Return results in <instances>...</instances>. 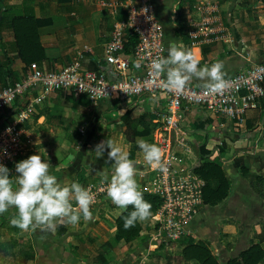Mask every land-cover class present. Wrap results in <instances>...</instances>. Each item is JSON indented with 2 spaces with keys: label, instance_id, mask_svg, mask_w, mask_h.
I'll list each match as a JSON object with an SVG mask.
<instances>
[{
  "label": "crops",
  "instance_id": "0c3cea01",
  "mask_svg": "<svg viewBox=\"0 0 264 264\" xmlns=\"http://www.w3.org/2000/svg\"><path fill=\"white\" fill-rule=\"evenodd\" d=\"M230 1H233L235 7L233 13L228 11L230 6L227 4H231ZM151 2L164 24L166 56L170 42L182 45L193 52L200 66L222 61L225 78L264 60V6L258 0L219 1L223 2L221 6H217L221 9L220 21L214 24L221 33L219 37L214 34L207 36L201 30L204 9L210 4L214 5L210 0ZM258 3L263 7L260 12H256ZM2 10H6L4 12H7V20L2 27L0 54L3 53L4 46L10 49L15 40L14 32L9 26L11 17L8 16L34 15L41 22L40 39L47 54V59L41 66H34L59 70L72 62L79 49L88 45L93 52L88 54L84 66L93 70L104 66L106 70L112 71L104 59V46L112 37L114 22L125 17L124 5L105 7L100 0H0V19L4 16ZM237 12L240 14L239 18L234 15ZM244 13L249 16L246 21L241 18ZM225 30H230L232 37ZM24 67V62L18 59L14 68L20 79L27 73ZM201 83L193 79L190 84L201 86ZM39 94V89L25 94L26 105L31 104ZM167 109L168 101L163 94L104 99L95 103L85 96H77L71 90L54 91L47 95L43 102L34 103V112L24 123L25 134L30 136V141L25 143L23 151L9 168V175L15 181V176L18 175L15 170L16 163L31 154H40L42 159L50 164V174L55 175L60 182L68 185L78 181L86 187L90 181L102 180L99 171L107 170L109 174L112 172L113 161L107 160V151L101 158H96L94 153L95 146L109 138L120 144L134 161L135 179L141 190L154 176L155 171L144 163V159L141 160L143 155L137 144L127 141L123 116L128 111L134 119L145 115L148 118L147 129H150L152 134L143 139L157 144V134L163 126L162 119ZM13 117L10 112L0 114V130ZM181 126L185 134L182 138L190 147L189 152L179 147L186 160V154L195 152L201 156V152L206 149L211 150L213 156L223 154L221 161L232 180L229 196L220 203L224 206L227 202L228 209L212 214V210L218 205L204 204L191 223L190 234L196 240L210 242L220 263L226 264L230 257L243 250L233 249L228 245L234 236H238L237 222L230 218L233 216L229 212L234 202L248 203L250 216L264 218V200L254 192L248 179L241 175L243 165L252 166L264 175V97L259 99L257 107L247 111L242 126H235L233 119L213 113L204 106L191 105L184 101ZM138 128L142 129V124H139ZM82 135L85 136L83 146L73 150L71 140L81 138ZM92 145L94 149L91 151ZM68 155H73L74 159L67 160ZM247 189L251 191V196ZM115 206L109 198H103L91 208L94 217L92 221L86 222L81 218L76 226L58 224L54 231H23L14 227L10 218L16 213V209L9 208L6 213L0 214V264H140L143 255L146 257L145 264H163L164 261L169 264L172 261L164 257L169 259L172 254L168 251L178 246L180 255L182 247L174 241L158 252L153 250L152 243L153 247L160 243L154 245V242L150 241L156 224L152 216L143 222L142 240L136 238L126 242L117 239L116 219L120 213H113ZM223 215L228 217L226 222L217 224V218L224 220ZM236 219L246 225L243 217ZM215 222L216 232L225 233L223 239L213 238L210 228ZM260 232L261 230H256L255 233ZM253 238L251 237V240ZM150 254L153 256L149 259ZM176 260L178 264H187L174 259Z\"/></svg>",
  "mask_w": 264,
  "mask_h": 264
},
{
  "label": "built area",
  "instance_id": "2783aa9c",
  "mask_svg": "<svg viewBox=\"0 0 264 264\" xmlns=\"http://www.w3.org/2000/svg\"><path fill=\"white\" fill-rule=\"evenodd\" d=\"M100 3L111 8L118 4L125 6L126 17L114 22L112 37L104 46V59L112 71L104 66L98 70L86 68L84 62L93 51L85 45L63 68L49 70L33 66L21 79L1 88L0 114L25 93L39 89L40 94L0 130V163L8 168L15 163L25 143L30 141V136L25 134L24 123L34 112V103L43 102L54 91L71 90L95 103L104 99L163 94L168 101V109L163 115V126L156 141L162 150L166 170L154 169V176L141 190L160 195L163 199L153 215L156 224L150 241L170 245L192 233L191 223L203 206L204 180L194 173V167H186V157L179 151V147L190 151L187 141L182 138L185 136L181 126L184 101L204 106L213 113L233 119L235 126H242L247 111L257 107L259 99L264 97V60L226 78L231 86L223 94H208L201 86L193 84H189L182 93L168 91L163 87L165 78H157L151 71L153 58L166 57L164 24L151 0H100ZM203 12L201 30L207 36L214 34L219 37V30L214 25L220 21L219 8L210 4ZM128 32L138 38L135 49L129 54L126 52ZM135 62L141 64L139 69L134 67ZM89 187L95 197L91 208L103 198H108L106 184L102 180L87 184L86 188ZM141 258L140 264H145L146 257L143 255Z\"/></svg>",
  "mask_w": 264,
  "mask_h": 264
},
{
  "label": "clouds",
  "instance_id": "9594fccd",
  "mask_svg": "<svg viewBox=\"0 0 264 264\" xmlns=\"http://www.w3.org/2000/svg\"><path fill=\"white\" fill-rule=\"evenodd\" d=\"M167 51L166 57L157 56L151 61L152 75L165 78L163 87L166 90L182 93L193 79L201 81V87L208 94H223L230 88L222 61L200 66L190 49L171 42ZM134 67L139 69L141 64L135 62ZM136 144L147 165L166 170L162 150L157 144L143 138H138ZM105 151L107 160L113 161L112 172L109 174L103 170L99 174L106 184V195L111 202L125 211L129 206L134 209L127 215L122 214L123 228L129 230L138 222L150 218L152 205L145 200L135 179V163L129 158V153L109 138L95 146L96 158L103 157ZM49 169L50 164L40 154H31L16 163L18 175L13 181L9 175L10 169L0 163V214L15 208L16 213L10 218L14 227L23 231H54L58 224L76 226L81 218L86 222L94 219L91 206L95 197L91 188L82 186L78 181L63 184L50 174Z\"/></svg>",
  "mask_w": 264,
  "mask_h": 264
},
{
  "label": "trees",
  "instance_id": "16d2710c",
  "mask_svg": "<svg viewBox=\"0 0 264 264\" xmlns=\"http://www.w3.org/2000/svg\"><path fill=\"white\" fill-rule=\"evenodd\" d=\"M258 1L264 6V0ZM4 11L6 10H2V12ZM8 17H11L9 26L14 32L15 40L10 49H7L5 46L4 49L2 47L3 53L0 54L1 88L20 79L14 68L18 59L24 62L25 72H28L34 65L41 66V64L47 59L45 47L40 39L41 22L38 21L34 15L17 14ZM179 19H181V15L179 16ZM6 20L7 12H4V16L0 19V39H3L2 27L5 25ZM43 22H45V20ZM128 37L126 52L129 54L135 49L138 38L137 35H131L130 32H128ZM25 94L18 97L12 107L6 110V113L10 112L15 115L25 109L27 106V102L24 101ZM88 100L91 101L89 98ZM131 116L132 115L129 111L123 116V120L126 124L124 134L129 143L136 144L138 138L149 137L152 132L150 129H147L146 121L148 118H146L145 115L136 119ZM139 124H142V129L138 128ZM145 126L146 128H144ZM201 153V158L194 166L193 170L195 174L204 180L202 188L203 205L216 206L229 196L232 188V180L221 159L213 156L211 150L206 149ZM221 153L222 149L220 150V154ZM12 165L13 164H11V166ZM252 168V166L243 165L241 167V175L243 178L248 179L254 192L264 200V175ZM143 195L145 200L149 201L152 205L151 216L153 217L162 205L163 199L160 195L154 193L143 192ZM132 210H134L132 206H129L126 211L122 210L116 219V237L119 240L131 242L141 235L143 222H138L134 228L129 230L123 228L122 214L127 215V212ZM177 242L182 245L181 254L179 255L180 257L177 258L178 260L187 264L191 262L194 264H221L218 257L215 255L210 242L202 239L196 240L192 236L181 238ZM263 242L264 230H261L260 233H255L248 248L241 250L238 255L230 257L226 264H264ZM164 246V244L160 243L155 246L156 248L153 247V250L158 252L163 249Z\"/></svg>",
  "mask_w": 264,
  "mask_h": 264
},
{
  "label": "rangeland",
  "instance_id": "374dc122",
  "mask_svg": "<svg viewBox=\"0 0 264 264\" xmlns=\"http://www.w3.org/2000/svg\"><path fill=\"white\" fill-rule=\"evenodd\" d=\"M211 1V3H213V4H215V5H219V6H221L223 3H221V2H219V1H221V0H210ZM255 0H253V2H254ZM230 2H232L231 4H227L228 6H230V8H232V9H228V11H230V13L232 12L233 13V10L235 9V7L233 6V1H230ZM258 5H259V3H258ZM219 8V7H218ZM260 9H263V7H262V5L260 4L259 5V8H257L256 9V12H260ZM232 10V11H231ZM237 10V9H236ZM218 14H219V16H221V9H219V12H218ZM234 15H236V18H239L240 17V14L237 12L236 14H234ZM224 18L226 19V16L224 15ZM241 18H243V20L244 21H246V20H248L249 19V16H248V14H242V17ZM224 31V30H223ZM225 32L228 34V35H230L231 37H232V32H230V30H225ZM221 33L219 32V35H220ZM223 34H224V32H223ZM252 35V34H251ZM244 47H245V45H244ZM246 48V47H245ZM110 117H112L110 114H108ZM88 119L90 120V116H88ZM80 131H81V133H82V131H83V127H81V129H80ZM84 139H85V136L84 135H82V137L81 138H75V139H72L71 140V143H72V145H73V147H72V149L73 150H75L78 146H83V143H84ZM86 146V145H85ZM92 149H94V145H92V147H91V151H92ZM78 152V151H77ZM76 152V153H77ZM141 155H143V154H141ZM187 155V157H188V159L186 160V163L188 164H186V167H194L198 162H199V159L201 158V156H199L198 154H196L195 152H193V154H186ZM223 155V154H222ZM222 155H218V156H216L218 159H222L221 158V156ZM75 156V155H74ZM68 159L67 160H72V159H74V157H73V155H68V157H67ZM142 158V159H141ZM140 159L141 160H143L144 158L143 157H141ZM146 165H147V163L146 162H144ZM93 180V179H92ZM247 181V180H246ZM95 182H97V181H90L88 184H91V183H95ZM238 182V181H237ZM243 185H244V187H246L247 188V186L243 183ZM248 190V192H249V195L251 196V191H249V189H247ZM252 196H253V194H252ZM101 201V200H100ZM248 204V203H247ZM247 204H244L243 203V201H241V202H234V204H233V206H232V208H231V211H229L231 214H232V216L233 217H230V218H232V219H234L237 223H236V226H237V229H238V236H234L233 237V239L230 241V242H228V245H231V248H233V249H235V248H237L238 250H241L242 248L244 249L245 247H247L248 245H249V243H250V241H251V237H254V235H255V232H256V230H264V218H253L254 216H250V213H249V211H248V206H247ZM255 204V203H254ZM221 204H219L218 205V207H216L214 210H212V214H218L219 212L218 211H221L222 210V212H224V211H226L228 208V204H227V202L225 203V205L224 206H220ZM256 205V204H255ZM256 207H259V206H256ZM114 212V214L115 215H117V214H119L121 211H122V209H120V208H118L117 206H115V208H114V210H113ZM228 212V211H227ZM226 214V213H225ZM224 216H226V215H223V218H224V220L222 221V220H219L218 218H217V224H219V225H221V223H225L226 221V219L228 218V217H224ZM241 218V217H243L244 218V220H246V225H244L243 223H242V221H240L239 222V220L238 219H236V218ZM252 217V218H251ZM155 220V219H154ZM216 220V219H215ZM217 224H216V222L213 224V227H212V225H211V228H210V230L212 231V233H213V238L214 239H216V238H220V239H223L224 238V232H216L217 231ZM216 226V227H215ZM149 229H152V228H149ZM153 230V229H152ZM151 230V231H152ZM153 232H154V230H153ZM254 232V233H253ZM142 236H144V233H142V235L139 237V238H137V240H139L140 241V239L142 240ZM189 236H191V235H188V236H185V237H183V238H188ZM154 242V245H157V242L156 241H153ZM174 242H176V243H179V242H177V241H174ZM179 245L182 247V245L179 243ZM263 247H264V242H263ZM152 248H153V243H152ZM178 249H179V246L177 247V248H174V249H171V250H169L168 251V253H170V254H172L171 255V257L169 258V259H167L166 257H164L166 260H169V261H172V262H170L169 264H178V262H177V260L176 261H174V259H177V257L179 256L178 255V253H179V251H178ZM181 254V253H180ZM152 254H150L149 255V259L150 258H152ZM148 264V263H147ZM163 264H168L167 263V261H164L163 262ZM192 264H194V263H192Z\"/></svg>",
  "mask_w": 264,
  "mask_h": 264
}]
</instances>
